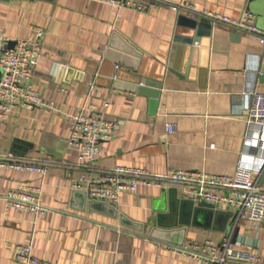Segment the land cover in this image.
<instances>
[{
  "label": "crops",
  "instance_id": "crops-1",
  "mask_svg": "<svg viewBox=\"0 0 264 264\" xmlns=\"http://www.w3.org/2000/svg\"><path fill=\"white\" fill-rule=\"evenodd\" d=\"M167 1L139 13L99 0H0V36L32 40L43 33L31 84L53 107H17L0 122V161L52 162L44 174L0 168V264H18L15 248L28 244L35 258L51 264H201L177 252L179 246L149 238L153 229L174 223L182 230V221L190 223L184 245L232 238L238 229L235 245L257 248L264 263V222L254 230L228 217L232 211L225 208L215 209L226 216L187 215L184 186H139L112 205L116 213L73 189L82 175L97 177L116 167L232 175L241 161L256 162L245 95L264 93V46L204 13L236 20L250 12L264 31V0ZM181 16L186 23L208 21V36L194 46L176 42L186 36ZM147 81L158 89L134 91ZM85 103L119 124L91 169L78 167L67 146L69 117ZM14 141L31 145L24 157L10 156ZM256 182L264 194V171ZM20 185L39 190L46 215L35 218L6 201Z\"/></svg>",
  "mask_w": 264,
  "mask_h": 264
},
{
  "label": "built area",
  "instance_id": "built-area-1",
  "mask_svg": "<svg viewBox=\"0 0 264 264\" xmlns=\"http://www.w3.org/2000/svg\"><path fill=\"white\" fill-rule=\"evenodd\" d=\"M117 10L129 9L145 13L167 0H99ZM214 23H220L240 33H245L264 46V31L256 24V16L250 12L232 20L221 15L204 13ZM41 31L32 40L11 41L0 36V122L8 119L17 107L53 110L32 88L34 67L41 57ZM14 43L12 48H9ZM245 120L251 128V139L257 147L256 162L238 163L232 175H206L190 171H174L166 175H155L141 170L116 167L97 177L82 175L73 185L74 190L83 191L91 200L111 205L118 203L123 193L134 192L139 186H184L190 199L203 202L215 208L231 210L235 221H242L257 230L264 222V194L257 188L256 176L264 171V93L251 89L245 95ZM96 107L85 103L75 115L69 117L70 136L67 146L76 152L78 167L91 169L102 157L101 144L113 140L119 124L96 116ZM173 132V127H168ZM254 159V160H255ZM52 162H37L6 158L0 161V168L44 174ZM6 201L13 207L26 210L35 218L46 215L48 209L40 202V192L23 185L8 191ZM177 252L199 261L201 264H264L258 249H242L232 243L231 236L218 241L207 239L201 243H190L177 248ZM15 261L18 264H51L33 256L32 244L17 245Z\"/></svg>",
  "mask_w": 264,
  "mask_h": 264
},
{
  "label": "water",
  "instance_id": "water-1",
  "mask_svg": "<svg viewBox=\"0 0 264 264\" xmlns=\"http://www.w3.org/2000/svg\"><path fill=\"white\" fill-rule=\"evenodd\" d=\"M184 23H186V19H184V17H180L179 18V25H184ZM208 21L205 20H188V22L185 24L186 28L184 33H185V37L184 39L176 37L175 41L176 42H180L183 45H187V46H194L195 43H200L201 42V36H208L209 31H208ZM237 34H240V32H236ZM14 45V43H11L9 48H12ZM204 48L207 47V45L203 44L202 45ZM94 71L91 70L89 71V75L85 80V84L89 85L91 83L92 80V75H93ZM148 87H152L155 89H158V86L151 82V81H147L145 82L143 85H140L139 87L136 86L134 89V91L138 92V93H143V91L145 89H148ZM158 93V91H155V95ZM24 146L21 145L20 141H14V143L12 144L9 154L10 156H18V157H24V155L27 153L28 149L31 147V145H28L27 143H22ZM174 192H176V190H173ZM81 192V194L86 198L87 195L85 192L83 191H79ZM181 203L183 205H185L184 207V211L185 214L189 215L192 213H197V212H204L205 214H207L208 216L212 215V216H219V215H225V213L223 211L217 210L215 209V207L213 205L207 204V203H203V202H194L192 199H188V200H182ZM90 204H96V205H102L104 207H108L111 211H113V213H116V210L113 208V206L111 204L105 203V202H101V201H96V200H91ZM228 217H233L234 214L232 212H227ZM225 215V216H226ZM185 217V216H184ZM181 226H183L182 230L178 229L176 230L177 223H174L173 225L165 226L164 228L161 229H153L150 234H149V238L157 241V242H165V243H170V244H175L176 246H183L184 245V230H185V226L184 225H189L190 223L188 221H183L182 222H178ZM181 236V237H180ZM237 236H238V229L235 230L234 235L232 237V243L235 244L236 240H237ZM179 237V240L175 241L177 238ZM181 238V239H180ZM175 239V240H174ZM215 264V263H214Z\"/></svg>",
  "mask_w": 264,
  "mask_h": 264
}]
</instances>
